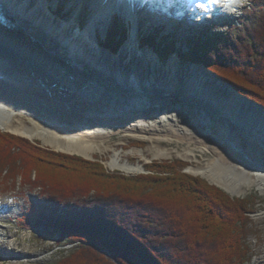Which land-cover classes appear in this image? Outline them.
<instances>
[{
	"label": "bare ground",
	"instance_id": "6f19581e",
	"mask_svg": "<svg viewBox=\"0 0 264 264\" xmlns=\"http://www.w3.org/2000/svg\"><path fill=\"white\" fill-rule=\"evenodd\" d=\"M53 1L39 4L23 0L19 4L15 0L17 9L0 0V39L10 47L0 49L1 129L40 139L57 151L87 157L104 151L97 143L103 144L115 134L150 142L155 145L150 147L155 158L173 155L161 148L163 142H178L186 144L179 153L188 161L197 160V150H208L211 155L203 166L190 168L192 174L232 195L252 187L264 193V110L200 66L193 65L192 71L173 70L182 61L173 57L163 61L151 47L141 49L144 39L136 37L141 32L143 38L153 39L155 30L160 32L165 27L161 20L164 14L177 16L179 25L184 20L197 24L196 16L209 19L222 16V11L233 13L240 0H209L212 3L208 4L202 0L193 6L191 0L183 6L186 9L180 11L182 15L176 8L170 10L178 6L175 0H150L147 4L144 0H123L139 27L115 55L96 47L93 28L97 22L90 21L84 31L78 32L75 17L80 19L83 7L81 13L72 10L73 19L62 24L53 13L60 0ZM178 1L180 6L182 0ZM135 3L155 13L142 20L135 18L139 15ZM191 15L194 17L188 18ZM101 16L108 17L102 10L97 18ZM106 19L100 18L104 29L109 22ZM188 25L186 29L194 28ZM174 76L180 78L179 82ZM44 98L51 100L49 104ZM56 98L63 105H76L77 109L71 108L73 117L62 108L51 109ZM24 103L31 106L28 116L32 126L15 123V118L26 111ZM93 103H97L95 109ZM145 106L147 110L143 111ZM66 123L70 124L68 128ZM116 166L125 171L139 170L127 164Z\"/></svg>",
	"mask_w": 264,
	"mask_h": 264
},
{
	"label": "trees",
	"instance_id": "16d2710c",
	"mask_svg": "<svg viewBox=\"0 0 264 264\" xmlns=\"http://www.w3.org/2000/svg\"><path fill=\"white\" fill-rule=\"evenodd\" d=\"M255 3L254 11L244 13L241 28H228V35L193 37L189 53L180 57L203 64L244 97L264 106V0ZM113 29L105 44L112 51L120 43L116 38L125 37L119 22ZM174 50L168 42L159 54L167 56ZM12 155L24 157L21 165ZM67 159L0 132V177L6 183L20 177L24 185L39 187L48 197L32 204L23 221L60 229L57 246L72 245L54 264H244L248 260L250 202L231 199L201 178L183 173L185 163L155 169L170 173L166 176L127 178L110 176L97 163ZM23 165L22 171H16ZM86 175L84 184L74 183ZM60 199L63 202L58 203ZM58 204L66 208L60 211Z\"/></svg>",
	"mask_w": 264,
	"mask_h": 264
},
{
	"label": "rangeland",
	"instance_id": "374dc122",
	"mask_svg": "<svg viewBox=\"0 0 264 264\" xmlns=\"http://www.w3.org/2000/svg\"><path fill=\"white\" fill-rule=\"evenodd\" d=\"M256 1L257 0H240L239 4H236L239 8H237L236 5L234 6L235 8H237V12L234 11L235 8H232V15H227V11H222V16L215 15L210 17L209 19H204L200 16H196V18L199 19L197 24H195V20L194 23L192 20H184L183 22L182 19H179L180 21H182L180 22V25L182 24L184 29L183 27L179 28L180 25L178 24L176 16L166 14L170 18L173 17L172 19H170L171 23H169L170 25L168 27H163L162 31L158 32V30H155V34L151 33L155 35L153 42H158L159 40L161 43H168L170 40L173 39L176 42L179 51L181 50V52H188L193 46L192 38L199 36L201 33H206L207 37H212V35L220 36L223 34H230L228 28L232 26H237L238 28H241L242 26L240 22L241 20L245 19L244 13H246L247 10L254 11V9L257 8V4L255 3ZM240 4H243V6L241 5L240 7ZM87 12L91 15L90 10ZM190 17L194 16L191 15L188 18ZM167 20L169 19L167 18ZM223 21L225 22L224 24H222ZM188 24H194L195 26L194 28H192V30L186 29L187 27H189ZM111 25L112 23L110 24V27ZM124 25L126 27V23ZM171 30L174 32H171ZM175 33H177L176 36H178V39L175 38ZM104 34H106V32H104ZM107 35L108 32L106 36ZM146 38L147 40L149 39V37L147 36ZM104 40L105 42H107L106 39ZM150 41H152V39ZM142 42L147 41L144 40ZM205 46H209V44H205ZM159 48L162 49V46H160ZM159 48H157L156 51L159 52ZM0 49L9 50L10 47L4 44L3 41L0 39ZM208 49H210V46ZM141 56H143V53H141ZM33 65L38 66V63H34ZM156 65L159 68V65ZM191 67L192 66L190 65H185V61H183L179 64L178 67H176V65L173 66V70L176 71L177 69H180L182 71H192ZM174 73L172 75H175ZM179 79V77H175L176 83L179 82ZM175 81L174 86L178 87L179 85H175ZM1 87L3 86L0 85V88ZM6 92L8 93V91ZM7 100L4 102V105L6 104ZM43 100L47 104H49V101H51L47 98H44ZM12 103L13 102H11L10 104ZM65 104L66 105H63L56 98V101H52L53 106L51 109H54L55 107L54 110L56 111V108H62V110H64V112H66L70 117H73L71 108L77 109L76 105H68L67 103ZM96 106L97 103H93L92 109H95ZM30 107V105L26 106L25 103L23 104V108L26 109V111L22 112L23 115H18L15 118L16 125H20L23 123L25 125L32 126L31 120L28 116V110H30ZM146 110L147 107H143V111ZM76 112H78V110ZM91 113L94 116H97L95 113ZM69 125V123H66L64 126L68 128ZM0 132L11 134L17 138L26 139L33 145L38 146L39 148L47 152L54 153L55 157L58 156V158L61 159L68 160V157H78L88 163H97L100 167L105 170L106 174L115 177L143 178L144 176H166L170 173L155 172V169H163L160 166L167 165L166 163L172 165H176L177 163H185V167L182 169L183 173L191 175L192 177L201 178L202 180L207 182L209 186L221 190V192H223L226 196L231 199H234L236 201L247 200L248 202H250L249 207L251 211L248 213L251 220V224L249 225L250 233H248L249 235L246 239L247 243L245 244V247L248 248L249 253L248 260L244 264H264V193L257 187H252L246 189V191L241 194L232 195L222 187L211 183L208 179L199 175L196 176L192 174L189 171L190 168H199L200 166L206 164V162H208V159L211 158L210 153H207L208 150L206 152L197 150L195 153L197 160L195 162H191L180 156V153L183 152V149L185 148L186 144H179L178 142H163L161 148L169 149L170 152H173V155L168 158H155L152 154V151L150 150V147H155V145H152L150 142L145 140L125 137L122 134H115L110 136L109 139H107L103 144L97 143V146L103 149L104 151H96L93 156L87 157L78 153L57 151L53 147L45 145L40 139H31L25 137L24 135L14 133L12 131H5L1 128ZM17 153H19V151ZM11 159L14 160L16 164L18 163L21 165L20 160L24 159V157L20 156L18 158L17 155H12ZM126 164L132 168H137L139 170L125 171L116 166ZM23 167L24 165L22 167L17 168L16 171L23 169ZM33 178H35V176ZM84 180H88L87 175L83 179H81L80 177L76 178L74 183L84 184ZM23 183V181H20V177H18L16 181L11 180L7 183L5 182V179H2L0 177V264H54V262L60 260L61 251H64L66 254L67 251L72 247V245L67 244L64 246H57L60 240V229L50 227L46 224L36 227L34 225V222H28V224L23 221V218H26L27 212L29 211L30 207H32V204H40V202H42L43 200L48 199V197L42 194L43 192H41V189H39V187L37 189H34V187H31L27 184L24 185ZM56 201L58 203L60 201L63 202L62 199ZM48 203L50 204V202ZM57 207L61 211L62 209L66 208V205L58 204ZM60 211H57L59 213H56L62 215Z\"/></svg>",
	"mask_w": 264,
	"mask_h": 264
},
{
	"label": "water",
	"instance_id": "95a60500",
	"mask_svg": "<svg viewBox=\"0 0 264 264\" xmlns=\"http://www.w3.org/2000/svg\"><path fill=\"white\" fill-rule=\"evenodd\" d=\"M0 16H1V14H0ZM190 66H192V65H190ZM198 66H200V65H198ZM200 67H202L204 70L208 71L209 73H212V75H214V77L217 78L221 83H223V84L229 86L230 88L233 87L231 84H229V83H227V82H224V81H223V80H222L217 74H215V73H213V72H211V71L205 69L203 65H201ZM246 99L249 100V101H251V102H253L255 105L259 106L260 108H262V109L264 110V106H263V105H261V104L255 102L254 100H251V99H249V98H247V97H246Z\"/></svg>",
	"mask_w": 264,
	"mask_h": 264
}]
</instances>
